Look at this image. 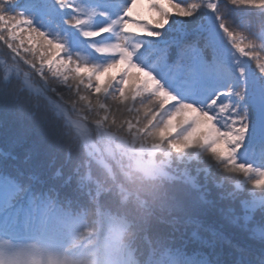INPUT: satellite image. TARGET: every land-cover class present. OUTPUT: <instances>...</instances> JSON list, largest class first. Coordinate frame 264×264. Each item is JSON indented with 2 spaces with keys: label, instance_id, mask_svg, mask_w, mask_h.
Listing matches in <instances>:
<instances>
[{
  "label": "snow or ice",
  "instance_id": "6c2138e0",
  "mask_svg": "<svg viewBox=\"0 0 264 264\" xmlns=\"http://www.w3.org/2000/svg\"><path fill=\"white\" fill-rule=\"evenodd\" d=\"M254 19L258 30L245 23ZM0 42V105L15 108L13 122L0 121V235L55 227L59 204L96 199L130 161L161 178L144 202L158 217L144 232L148 264H264V199L259 229L246 211L241 241L217 232L204 242L214 259L169 247L192 212H240L232 174L264 188V0H0ZM89 122L97 151L118 167L105 165V180L85 192L83 165L62 150L87 141ZM45 173L68 177L64 200L36 195Z\"/></svg>",
  "mask_w": 264,
  "mask_h": 264
},
{
  "label": "trees",
  "instance_id": "16d2710c",
  "mask_svg": "<svg viewBox=\"0 0 264 264\" xmlns=\"http://www.w3.org/2000/svg\"><path fill=\"white\" fill-rule=\"evenodd\" d=\"M247 23L254 30H258L260 22L258 19L248 20ZM248 35V33H243ZM250 39L252 37H249ZM6 46L0 42V62H3L6 58L7 52ZM264 56V52L260 53ZM239 55V54H237ZM246 60L247 57H241ZM255 69V64L250 65ZM27 67V66H25ZM39 80L38 76L32 77L29 83L33 88L39 87L36 81ZM15 111L14 105L9 104L7 109L0 105V121L7 120L13 122ZM69 118H73L74 114L67 112ZM67 118V117H66ZM87 127L92 132V135L96 134V125L89 122ZM71 155L78 164H82L80 169V175L77 176V181L83 178L85 185L84 191L87 192L90 189L95 190L98 182H103L107 175L108 168L117 170L116 161L107 160L108 164H102L99 161H95L92 157L90 150L79 140L72 141L71 153L67 149L62 150V156ZM5 156L0 153V165H3ZM10 163H14L8 158ZM255 167V164H254ZM10 170V169H9ZM128 168L124 165V170L118 175L115 182L106 183L102 194L96 199L88 198L80 202H73L71 205L67 203H61L57 207L61 211L60 217L57 219L55 227L50 228L55 233H58L61 237H64L66 245L68 247H78L83 250L85 254L79 259L80 264H93L96 258L101 254V237H102V211L110 209L114 202H118L122 199L134 200L136 199V193H134L127 181L124 179V171ZM2 171V169H0ZM63 175V174H62ZM234 176L233 183L230 185L232 191L238 194H243V198L238 201L240 212L236 215H226L227 208L224 204H217L214 208H209L207 211H195L192 212L190 217L186 219V222L179 227V230L175 232L174 238L170 241L169 247L172 251H179L186 257L196 258H208L214 259L215 257L209 256L212 249L205 241H211L214 233L220 232L224 236L232 240L233 243L241 241L243 237L240 235L239 230L236 228V223L240 220L243 214L247 211L249 215L254 217V226L259 229L260 224L258 218L255 217V212L258 211L259 201L264 199V188L257 187L250 181L246 180L242 174H232ZM253 175V174H250ZM51 177V178H49ZM253 178L255 176L253 175ZM68 177L64 176L63 180L57 177L54 173H45L44 175H38L33 180V185L36 188V195L43 194L51 199L59 198L65 199V196L73 190L64 184V180ZM75 185L74 187H78ZM70 199V198H69ZM257 202L256 209H246L245 204H251L252 201ZM236 212L235 208L231 210ZM108 217L105 215L104 221H107ZM168 225H161L162 231H168ZM227 248V244H220L217 246V252L220 253L221 258L224 255V250ZM99 249V254L96 251Z\"/></svg>",
  "mask_w": 264,
  "mask_h": 264
},
{
  "label": "clouds",
  "instance_id": "9594fccd",
  "mask_svg": "<svg viewBox=\"0 0 264 264\" xmlns=\"http://www.w3.org/2000/svg\"><path fill=\"white\" fill-rule=\"evenodd\" d=\"M123 175L136 199H122L102 211L101 254L93 264H148L151 251L144 242V232L158 217L146 211L144 202H154L161 178L135 164L128 165Z\"/></svg>",
  "mask_w": 264,
  "mask_h": 264
},
{
  "label": "rangeland",
  "instance_id": "374dc122",
  "mask_svg": "<svg viewBox=\"0 0 264 264\" xmlns=\"http://www.w3.org/2000/svg\"><path fill=\"white\" fill-rule=\"evenodd\" d=\"M67 119L69 118L66 114ZM74 118V117H73ZM87 141L80 139L82 143L90 150V153L95 161L101 162L102 164H108L107 160L103 158L97 149V128L95 136L87 127ZM135 164L134 162L125 161L128 165ZM7 239L0 240V264H80L71 259L64 248H57L51 244H39L35 240L33 241H17L13 243L12 237L5 236ZM62 245H58L61 247Z\"/></svg>",
  "mask_w": 264,
  "mask_h": 264
}]
</instances>
